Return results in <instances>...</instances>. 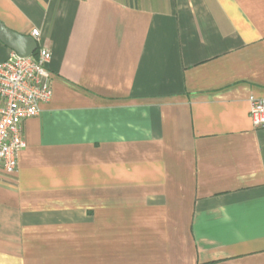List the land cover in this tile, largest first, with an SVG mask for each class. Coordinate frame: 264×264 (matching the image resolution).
<instances>
[{"label": "crops", "instance_id": "obj_1", "mask_svg": "<svg viewBox=\"0 0 264 264\" xmlns=\"http://www.w3.org/2000/svg\"><path fill=\"white\" fill-rule=\"evenodd\" d=\"M0 22L40 31L53 92L0 175V264H264V0H0Z\"/></svg>", "mask_w": 264, "mask_h": 264}, {"label": "built area", "instance_id": "obj_2", "mask_svg": "<svg viewBox=\"0 0 264 264\" xmlns=\"http://www.w3.org/2000/svg\"><path fill=\"white\" fill-rule=\"evenodd\" d=\"M39 39L40 31L33 29ZM50 48L38 45L34 54L22 56L11 50L0 61V175L13 176L27 141L23 121L41 114V104L52 98ZM250 115L257 127H264V98L250 99Z\"/></svg>", "mask_w": 264, "mask_h": 264}, {"label": "water", "instance_id": "obj_3", "mask_svg": "<svg viewBox=\"0 0 264 264\" xmlns=\"http://www.w3.org/2000/svg\"><path fill=\"white\" fill-rule=\"evenodd\" d=\"M0 40L22 56L35 53L38 43L33 36L20 34L0 22Z\"/></svg>", "mask_w": 264, "mask_h": 264}]
</instances>
